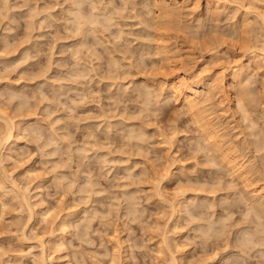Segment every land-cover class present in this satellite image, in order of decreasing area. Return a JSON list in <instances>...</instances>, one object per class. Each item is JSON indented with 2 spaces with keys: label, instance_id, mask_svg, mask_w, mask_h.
Segmentation results:
<instances>
[{
  "label": "clouds",
  "instance_id": "1",
  "mask_svg": "<svg viewBox=\"0 0 264 264\" xmlns=\"http://www.w3.org/2000/svg\"><path fill=\"white\" fill-rule=\"evenodd\" d=\"M0 264H264V0H0Z\"/></svg>",
  "mask_w": 264,
  "mask_h": 264
}]
</instances>
